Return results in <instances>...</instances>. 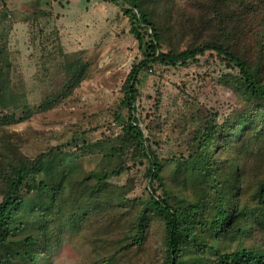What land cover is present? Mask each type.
I'll use <instances>...</instances> for the list:
<instances>
[{"label":"trees","instance_id":"1","mask_svg":"<svg viewBox=\"0 0 264 264\" xmlns=\"http://www.w3.org/2000/svg\"><path fill=\"white\" fill-rule=\"evenodd\" d=\"M170 1L134 0L124 10L143 60L123 87L128 118L120 120L114 143L84 141L70 161L60 157L58 148L31 158L12 141H0V264H50L56 242L51 219H69L71 212V193L62 185L82 170L81 156L95 155L111 158L115 168L85 174L104 199L87 203L71 223L93 243L98 264H199L200 259L264 264V39L254 42L258 58L241 49L247 34L264 20V0H195L190 28L199 27L194 32L200 35L215 14L227 31L225 39L211 43L200 35L184 51L164 52L169 32L160 24L157 3L168 7ZM12 29L7 0H0V109L13 112L0 116L5 126L18 122L16 112L25 113L7 53ZM181 32L175 27L177 37ZM212 51L234 70L223 74L219 84L233 93L235 104L222 122L210 119L195 134L187 157L175 163L160 160L136 117L140 76L155 64L186 66ZM64 58L63 90L70 93L85 80L87 65ZM145 163L146 196L131 197L138 179L131 172ZM125 174V184L111 182Z\"/></svg>","mask_w":264,"mask_h":264},{"label":"rangeland","instance_id":"2","mask_svg":"<svg viewBox=\"0 0 264 264\" xmlns=\"http://www.w3.org/2000/svg\"><path fill=\"white\" fill-rule=\"evenodd\" d=\"M195 3L171 0L168 7L157 3L160 24L169 32L162 51H184L201 37L211 43L225 39L227 31L215 14L208 17L210 29L201 27V37L194 32L199 27L190 28ZM7 5L13 21L7 44L11 78L25 113L16 112L18 122L13 125H0V141H12L31 158L58 148L60 157L70 161L84 141L94 144L105 139L114 143L122 130L120 120L128 118L122 105L123 87L134 65L143 60L124 13L134 6V0H7ZM198 14L204 13L200 10ZM177 26L182 30L178 37L174 33ZM247 37L241 49L258 58L260 48L254 42L264 39V20ZM230 45L234 48V40ZM64 56L87 65L85 80L70 93L63 90ZM232 71L212 51L186 66L155 64L141 74L136 117L160 160L175 163L187 157L189 141L195 134L210 119L222 122L231 112L235 97L219 82L223 74ZM6 113L13 112L0 109V116ZM79 164L82 170L72 173L62 185L71 193L70 218L51 219L56 242L49 251L50 264L100 261L93 243L73 230L71 220L87 203L104 199V192L95 193L94 181H85V174L99 172L102 167L111 172L115 165L111 158L101 155L81 156ZM147 166L145 163L131 172L138 178L131 197L146 196L148 182L143 178ZM126 178L127 174L111 182L123 185ZM199 264L211 262L200 259Z\"/></svg>","mask_w":264,"mask_h":264}]
</instances>
